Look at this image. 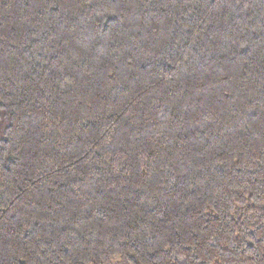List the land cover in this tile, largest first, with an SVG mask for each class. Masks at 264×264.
I'll return each mask as SVG.
<instances>
[{
    "label": "trees",
    "instance_id": "16d2710c",
    "mask_svg": "<svg viewBox=\"0 0 264 264\" xmlns=\"http://www.w3.org/2000/svg\"><path fill=\"white\" fill-rule=\"evenodd\" d=\"M264 264V0H0V264Z\"/></svg>",
    "mask_w": 264,
    "mask_h": 264
},
{
    "label": "rangeland",
    "instance_id": "374dc122",
    "mask_svg": "<svg viewBox=\"0 0 264 264\" xmlns=\"http://www.w3.org/2000/svg\"><path fill=\"white\" fill-rule=\"evenodd\" d=\"M111 264H117V259L112 260Z\"/></svg>",
    "mask_w": 264,
    "mask_h": 264
}]
</instances>
